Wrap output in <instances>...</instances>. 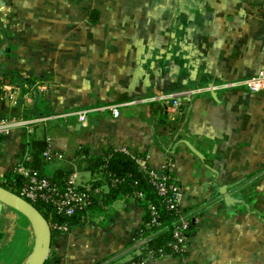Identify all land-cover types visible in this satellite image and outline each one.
I'll return each mask as SVG.
<instances>
[{
	"label": "crops",
	"instance_id": "crops-1",
	"mask_svg": "<svg viewBox=\"0 0 264 264\" xmlns=\"http://www.w3.org/2000/svg\"><path fill=\"white\" fill-rule=\"evenodd\" d=\"M261 72L264 0H0V119L37 120L30 139L22 129L0 138V182L37 146L44 175L101 190L81 222L52 232L45 264L136 255L143 211L123 194L106 199L99 172L122 147L157 170L171 158L181 207L197 213L185 255L148 264H264V87L216 88ZM200 87L208 90L190 94ZM167 93L181 97L168 117L143 101ZM124 101L117 115L95 111ZM81 109H91L85 125ZM46 149L62 157L43 160ZM222 185L240 201L226 205ZM34 238L0 203V264H26Z\"/></svg>",
	"mask_w": 264,
	"mask_h": 264
},
{
	"label": "built area",
	"instance_id": "built-area-1",
	"mask_svg": "<svg viewBox=\"0 0 264 264\" xmlns=\"http://www.w3.org/2000/svg\"><path fill=\"white\" fill-rule=\"evenodd\" d=\"M235 86H243L247 88L250 92L257 93L261 91L264 87V73H258L250 78H245L241 80H235L230 82H223L216 86L218 89L231 88ZM208 88L200 87L193 88L190 90V94L202 93ZM144 102L158 104L162 114L164 116H169L178 107L181 101V97L178 94H155L147 98H144ZM131 104V101L124 102H114L109 103L99 108L95 111L105 112L108 111L113 115H117L121 108L127 107ZM91 109H81L75 112L78 118V122L82 125L86 124L87 114ZM71 114L65 113L64 116H69ZM36 118H24L22 116L9 117L0 119V138L10 132L12 129H22L26 136L29 138L32 134V129L36 123ZM30 139V138H29ZM31 147L28 146L23 156L20 158L17 171L15 173L24 177L22 186L18 188L15 194L19 195L23 199L29 202L42 201L50 206V211L48 213L49 217L52 212L63 216H71L75 213H82L85 216L89 210V206L93 203L92 195L99 194L101 192L99 184L97 181H93L84 185H78L75 182L74 175H67L65 178L64 185L61 186L58 182L49 176L40 174L37 170L29 168L26 164V160L31 156ZM118 150L131 154L126 148H119ZM62 154L55 152L51 149H46L42 152L43 160H51L53 158H61ZM137 162L142 166V169L150 176L151 182L154 185L157 193L163 196L168 204V209L175 213V219L168 225L160 226L162 231H167L170 234L171 241L169 243L171 250L175 252L176 256H184L182 254L185 252L187 245V237L185 235L190 220L194 219L197 213L194 210L185 211L181 207L182 198V188L177 182H166L168 175H163L161 178L157 179L156 172L152 169L147 168L144 164L148 163L147 156L137 158ZM173 163L172 159L169 158L160 170H166L169 175L173 174ZM175 179V178H174ZM117 178L111 179V185L118 183ZM107 184V183H106ZM135 200V197L142 198L143 194L138 192L135 196H129ZM150 214L154 216L153 224L159 226V223L155 221L157 216V211L152 205L148 206ZM51 218V217H50ZM83 218V217H82ZM52 232H67L70 230V226L66 223H51L48 220ZM151 225L147 224V227ZM139 232V231H138ZM157 232L148 231L147 235L140 238L138 241L133 242V251L138 256L137 260L133 257L127 261V264H148L159 260L165 256H174L172 254H167L162 251H154L148 246L149 241L156 236Z\"/></svg>",
	"mask_w": 264,
	"mask_h": 264
},
{
	"label": "trees",
	"instance_id": "trees-1",
	"mask_svg": "<svg viewBox=\"0 0 264 264\" xmlns=\"http://www.w3.org/2000/svg\"><path fill=\"white\" fill-rule=\"evenodd\" d=\"M34 152V159L27 163L26 165L33 169L37 170L40 174L43 175L40 170L41 159L39 155V148L36 146ZM138 155L124 153L118 149L108 151L101 161L99 162L100 175L106 181L109 188V192L106 195V199L113 198L117 195H126V196H135L136 193L141 192L143 194L142 198L135 197V202L142 209L143 214L141 218V224L139 232L135 235L133 241H138L140 238L147 235L148 231L157 232L156 236L152 238L148 246L154 251H162L167 254H172L174 256L178 255L171 250L169 245L171 241L170 234L167 231H162L160 226H168L176 217L175 213L168 209L167 201L163 196H160L157 193L154 185L151 182L150 176L142 169V166L137 162ZM147 168L152 169L156 172L157 179L161 178L163 175H168L166 182H176L173 174H170L166 170H157L152 168L148 163L144 164ZM66 174L56 173L54 176H51L56 182L61 186L64 185ZM117 178L118 183L111 185V179ZM24 177L15 173L9 172L4 179L0 182V185L5 188L16 192L20 186H22ZM99 194H93L92 199L93 203L89 206H95V201L100 197ZM32 204L45 216L47 220H50L51 223H63L66 222L70 227L81 222L83 219L82 213L78 212L71 216H63L56 214L55 212L51 213V218L48 213L50 211V206L42 201L32 202ZM152 205L157 211V216L155 221L159 223V226L153 224L154 216L150 214L148 206ZM195 210V209H189ZM187 211V210H185ZM194 220H190L188 228L186 230V237L189 240L193 233L195 223ZM147 224L151 225L147 227ZM187 240V242H188ZM182 254L185 255V252ZM138 256L134 255L133 259L137 260ZM119 259H116L112 264H127L126 262H119Z\"/></svg>",
	"mask_w": 264,
	"mask_h": 264
},
{
	"label": "water",
	"instance_id": "water-1",
	"mask_svg": "<svg viewBox=\"0 0 264 264\" xmlns=\"http://www.w3.org/2000/svg\"><path fill=\"white\" fill-rule=\"evenodd\" d=\"M186 144L199 158H204L192 145L188 142ZM218 193L222 196L226 205H232L240 201L229 194L225 185L218 188ZM0 203L23 215L33 230L35 236L34 244L26 264H45L52 239V228L48 220L31 202L2 185H0Z\"/></svg>",
	"mask_w": 264,
	"mask_h": 264
},
{
	"label": "rangeland",
	"instance_id": "rangeland-1",
	"mask_svg": "<svg viewBox=\"0 0 264 264\" xmlns=\"http://www.w3.org/2000/svg\"><path fill=\"white\" fill-rule=\"evenodd\" d=\"M224 89H227V88H223V90H224ZM180 104H181V101H180ZM172 163H173V160H172ZM173 165H174V163H173ZM173 167H174V166H173ZM103 186H104V185H103Z\"/></svg>",
	"mask_w": 264,
	"mask_h": 264
}]
</instances>
